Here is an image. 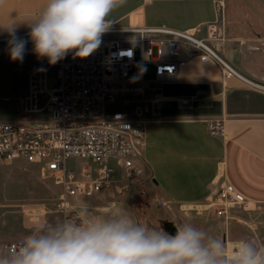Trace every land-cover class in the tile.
<instances>
[{
  "label": "crops",
  "instance_id": "crops-1",
  "mask_svg": "<svg viewBox=\"0 0 264 264\" xmlns=\"http://www.w3.org/2000/svg\"><path fill=\"white\" fill-rule=\"evenodd\" d=\"M223 2L220 13L216 0H126L111 13L113 24L121 27H164L196 33L201 38L207 37L208 24L221 18L228 41L220 52L242 78L225 79L216 63L193 60L171 87L156 93L153 87L157 84H151L144 95L150 113L143 124L145 146L137 161L140 191L137 188L123 198L103 191L90 199L71 200L69 211L77 213L80 221L86 219L85 209L95 212L109 206L142 223L146 212L136 208L135 202L145 188L161 192L178 216L194 222L196 213L191 211L187 216L182 207L216 197L221 186L228 183L254 203V212L264 224V0ZM44 3L3 0L0 25L14 23L16 34L22 37L29 31L27 20L34 18ZM8 39L9 33L0 28V123L20 120L30 76L48 66L46 58L34 55L31 41L23 62L11 60ZM49 73L54 75L56 69L51 68ZM173 108L187 112L173 118L168 112ZM162 111L168 114L162 116ZM217 119L225 123L226 133L221 137L212 136L208 128ZM24 164L15 161L12 167L43 176L39 165ZM5 165L0 164V169ZM14 203L0 202V253L8 251V244L19 243L36 225L75 219L56 210L47 213L45 204L39 201Z\"/></svg>",
  "mask_w": 264,
  "mask_h": 264
},
{
  "label": "built area",
  "instance_id": "built-area-1",
  "mask_svg": "<svg viewBox=\"0 0 264 264\" xmlns=\"http://www.w3.org/2000/svg\"><path fill=\"white\" fill-rule=\"evenodd\" d=\"M216 2L221 13L224 2ZM207 32L201 38L164 27L112 24L87 58L69 52L55 65L48 63L29 78L20 120L0 123V164L39 165L43 177L63 189L57 208L75 219L79 215L69 211L71 200L90 199L103 191L120 198L130 195L140 180L137 161L145 146V132L128 112L108 106L121 97L144 96L151 84H174L193 60L216 63L225 79L242 78L220 52L228 41L222 19L209 23ZM27 34L22 38L28 39ZM148 65L152 82L146 78ZM51 68L56 69L54 75L49 73ZM50 77L53 87L49 89ZM208 128L214 137L226 133L223 120L211 121ZM76 159L90 160L93 166L76 172L68 165ZM110 160L120 162L119 174ZM208 202L226 222L231 209L256 210L254 203L228 183Z\"/></svg>",
  "mask_w": 264,
  "mask_h": 264
},
{
  "label": "clouds",
  "instance_id": "clouds-1",
  "mask_svg": "<svg viewBox=\"0 0 264 264\" xmlns=\"http://www.w3.org/2000/svg\"><path fill=\"white\" fill-rule=\"evenodd\" d=\"M125 3L45 0L39 13L27 20L28 39L16 34L14 23L0 25L9 33V57L23 62L30 40L34 55L46 58L50 65L69 52L87 58L114 23L111 13ZM84 211L83 221L65 219L34 226L17 245L0 253V264H264V244L255 238L233 239L229 251L225 237L210 235L193 222L180 221L172 234L109 206Z\"/></svg>",
  "mask_w": 264,
  "mask_h": 264
},
{
  "label": "rangeland",
  "instance_id": "rangeland-1",
  "mask_svg": "<svg viewBox=\"0 0 264 264\" xmlns=\"http://www.w3.org/2000/svg\"><path fill=\"white\" fill-rule=\"evenodd\" d=\"M254 12L255 11H253V13ZM146 78L150 82H152L154 78L150 65L146 67ZM52 87L53 77H50L48 80V88L50 89ZM169 87H171V85H154L153 88L157 93ZM147 105L148 103L144 96L121 97L110 104L108 109L128 112L137 122L136 125L143 127L144 122L150 118V113L146 110ZM164 112L165 111H162V116H164L165 113L168 114ZM168 112L169 116L176 118L183 116L187 111L173 108ZM157 117H161V115H157ZM109 164L116 168L117 174L120 173V162L118 160H110ZM68 165L77 172L83 166H93V162L85 159H76L70 160ZM24 166H28V164L26 163ZM137 188L139 190V186ZM142 191L144 195L139 201L135 202L136 208L139 207L146 212L142 223L150 224L153 227H163L165 222H173L177 227L180 226V221L184 220V218L176 214V208L161 192L154 189L148 191L145 188H142ZM62 192V187L56 186L51 179L44 178L37 173L22 169L19 166L12 167V163L0 169V202L6 201L19 204L22 201H39L45 204L47 213H49L50 210H56L60 214H64L57 208V200ZM189 211V214H185V211L183 212L187 216L190 215L191 211L195 212L197 216L193 223L206 229L210 235L223 236L225 234L226 239L229 241L240 237L255 238L261 244H264V224L261 222L260 215L256 212H246L239 208L231 209L229 212L230 218L228 222H226L224 217L217 215L214 208H209L208 201L191 206ZM144 218L147 220L149 219V223L145 222ZM150 218H152V220H150Z\"/></svg>",
  "mask_w": 264,
  "mask_h": 264
},
{
  "label": "water",
  "instance_id": "water-1",
  "mask_svg": "<svg viewBox=\"0 0 264 264\" xmlns=\"http://www.w3.org/2000/svg\"><path fill=\"white\" fill-rule=\"evenodd\" d=\"M154 182L157 184L156 181H154ZM163 228H164L166 231H168L169 233L175 234V232H176V228H178V227H177L176 224L173 223V222H165L164 225H163Z\"/></svg>",
  "mask_w": 264,
  "mask_h": 264
},
{
  "label": "bare ground",
  "instance_id": "bare-ground-1",
  "mask_svg": "<svg viewBox=\"0 0 264 264\" xmlns=\"http://www.w3.org/2000/svg\"><path fill=\"white\" fill-rule=\"evenodd\" d=\"M230 67H232V66H230ZM232 68H233V67H232ZM236 72H237V71H236ZM237 73H238V72H237ZM238 74H239V73H238ZM239 75H240V74H239ZM190 207H191V206H189V205H188V206H183V207H182V210L185 211V214H189L188 211L190 210ZM189 212H190V211H189Z\"/></svg>",
  "mask_w": 264,
  "mask_h": 264
}]
</instances>
